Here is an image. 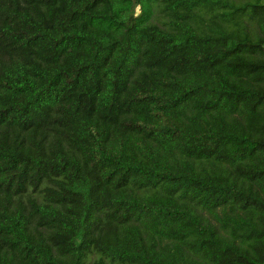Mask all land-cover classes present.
<instances>
[{"label": "trees", "instance_id": "obj_1", "mask_svg": "<svg viewBox=\"0 0 264 264\" xmlns=\"http://www.w3.org/2000/svg\"><path fill=\"white\" fill-rule=\"evenodd\" d=\"M0 264H264V0H0Z\"/></svg>", "mask_w": 264, "mask_h": 264}, {"label": "rangeland", "instance_id": "obj_2", "mask_svg": "<svg viewBox=\"0 0 264 264\" xmlns=\"http://www.w3.org/2000/svg\"><path fill=\"white\" fill-rule=\"evenodd\" d=\"M236 1H238V0H236ZM135 10H136V8H135ZM156 15H157V14H156ZM198 210H199L200 212H202V214L205 215V213H204L203 211H201L200 209H198ZM215 217H216V215H215ZM215 217H212V216H211V217H209V219H210L211 221H215V220H214Z\"/></svg>", "mask_w": 264, "mask_h": 264}]
</instances>
